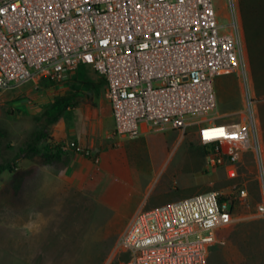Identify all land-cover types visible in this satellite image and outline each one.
Here are the masks:
<instances>
[{
    "label": "built area",
    "instance_id": "1",
    "mask_svg": "<svg viewBox=\"0 0 264 264\" xmlns=\"http://www.w3.org/2000/svg\"><path fill=\"white\" fill-rule=\"evenodd\" d=\"M228 23L215 0H0V93L39 81L61 83L82 66L105 81L114 138L193 129L209 167L239 177L246 154L259 168L264 221V141L252 93L238 0ZM235 75L243 107L237 120L211 118L216 81ZM99 163L70 140L59 145ZM239 197H248L241 188ZM234 204L218 192L138 210L120 236L117 264H208L217 233L231 226Z\"/></svg>",
    "mask_w": 264,
    "mask_h": 264
},
{
    "label": "rangeland",
    "instance_id": "2",
    "mask_svg": "<svg viewBox=\"0 0 264 264\" xmlns=\"http://www.w3.org/2000/svg\"><path fill=\"white\" fill-rule=\"evenodd\" d=\"M245 2L255 28L256 45L252 52L245 29L244 41L252 93L259 112L264 104L257 101L259 95L264 96V70L260 74L256 68L254 75L252 62L258 48L262 53L260 60H264V0ZM215 6L219 22L227 24V0H215ZM216 90L219 106L211 118L221 115L220 121L237 120V112L243 107L239 79L235 75L219 77ZM65 92H73L77 106L89 110L105 99V83L92 69H86L61 83L42 80L0 93L2 162H15L13 172H0V264H28L25 251L30 248L25 243L33 234L42 237L37 239L32 252L42 244L45 255L37 258L36 263L41 260L46 261L43 264H117L120 261L114 258L115 250L136 213L143 191L136 192L121 183L100 163L77 160L70 152L61 162L44 163L45 148L73 140L70 133L78 125L73 109L67 112L65 123L63 118L54 125L41 120L54 96ZM193 131L190 129L184 136L166 132L164 140L154 141L151 146L145 144L141 161L135 160L133 164L142 187L149 184L152 170L163 165L167 169L156 186L153 203L179 197L181 193H193L189 189L184 191V186L198 189L196 194L213 191L228 196L234 204L235 219L231 226L217 233L208 264H264V221L257 215L262 196L256 160L246 154L239 177L231 179L224 168L208 166L205 148ZM40 132L45 135L37 143L41 153L31 158L20 156V150L34 142ZM178 136L180 142L173 145ZM241 188L248 190L245 199L239 197ZM162 190L174 191L156 196Z\"/></svg>",
    "mask_w": 264,
    "mask_h": 264
},
{
    "label": "crops",
    "instance_id": "3",
    "mask_svg": "<svg viewBox=\"0 0 264 264\" xmlns=\"http://www.w3.org/2000/svg\"><path fill=\"white\" fill-rule=\"evenodd\" d=\"M83 67V68H82ZM77 69L74 74L79 71L86 69H94L89 66H82ZM82 69V70H81ZM95 72V71H94ZM96 73V72H95ZM96 75L100 77L97 73ZM104 81V79L102 78ZM105 83V81H104ZM79 104V103H78ZM77 104V105H78ZM75 106L73 109V115L75 118V122H78L77 126L73 127L71 130V136L73 137V141L77 142L80 146L84 148L92 149L99 157L101 166L108 172L110 175L121 181L126 185L132 187L136 192L143 191V196L140 200L138 208L136 211L146 207V209H151L155 207H160L171 202L180 201L187 197H191L196 194L197 190L192 188H187L184 186L183 190H192L193 193H181L179 197H169L162 201L152 202V197L155 196L156 186L160 183V180L166 171L167 167L161 165L159 168H155L152 170V177H150V182L146 187H142L143 185L140 182V175H138V171L134 165L135 160L141 161V157L144 155L145 144H149L151 146L154 141L164 140L166 138V132H158V133H145L142 137L136 140H121L118 138H114V129L115 122L112 115V110L110 103L106 97V85H105V99L100 100L98 105L93 106L89 110H85L81 106ZM70 110V109H69ZM67 114V113H66ZM66 114L62 117V122L65 123ZM260 116V115H259ZM261 122V120H260ZM262 127V124H261ZM168 133V132H167ZM263 133V129H262ZM181 136H178L176 140L173 141V145H177L180 142ZM65 140V138H64ZM263 141H264V133H263ZM144 144V146H143ZM60 145V144H59ZM116 145L118 147H113ZM73 153V152H70ZM74 158L79 160L83 158L85 160H89L81 155L73 153ZM155 163V161H154ZM155 165V164H154ZM155 167V166H154ZM175 190H179L176 188ZM174 190H162L160 194L157 195H170ZM135 211V212H136ZM42 237L41 235H31L27 239L25 243L30 250L25 251V257L27 258L28 264H43L46 263L43 261H39L36 263L35 260L39 257H45L43 253L42 244L39 245L37 251L32 252V248L37 246V239Z\"/></svg>",
    "mask_w": 264,
    "mask_h": 264
},
{
    "label": "trees",
    "instance_id": "4",
    "mask_svg": "<svg viewBox=\"0 0 264 264\" xmlns=\"http://www.w3.org/2000/svg\"><path fill=\"white\" fill-rule=\"evenodd\" d=\"M240 2V10L243 19V25L248 41V46L250 48V52L253 50V46L256 45L254 42V26L250 21V11L248 10L245 0H239ZM257 47V46H256ZM256 59L253 60V70L254 75L256 74V68H258V73H262L264 70V60H260L262 57V53L258 48L256 52ZM260 57V58H257ZM256 77V76H255ZM257 101L259 103L264 101V96L259 95ZM78 104V99L73 92H65L64 94H58L54 96L51 101L49 107L45 110V112L41 116V120L45 122L46 125H54L56 124L68 111L69 109L74 108ZM264 108V104L262 106ZM259 109L260 120L262 124V129L264 133V109ZM3 137L2 131L0 129V138ZM45 139V135L43 132L37 134L34 142L28 144L26 148H22L20 150V156H25L26 158H31L35 155L41 153L37 148V143ZM67 156L66 152H63L59 145L54 146L53 148H45V151L42 153V158L45 164L52 165L58 162L63 161V159ZM15 169V162L4 164L2 162V153H1V142H0V172H13Z\"/></svg>",
    "mask_w": 264,
    "mask_h": 264
}]
</instances>
